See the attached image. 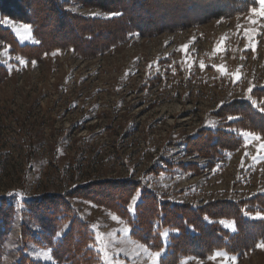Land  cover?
<instances>
[{"label": "rangeland", "instance_id": "obj_1", "mask_svg": "<svg viewBox=\"0 0 264 264\" xmlns=\"http://www.w3.org/2000/svg\"><path fill=\"white\" fill-rule=\"evenodd\" d=\"M251 1L259 11L260 0ZM73 9L83 16L104 15L80 6ZM252 19L258 23L252 25ZM3 24L21 44H35L29 25L9 19ZM247 30L258 33L255 52L245 37ZM219 44L223 49L217 52ZM0 62L10 71L0 84V198L16 206L3 264H16L22 255L54 264L50 249L22 237L25 223L37 232L24 215V201L44 194L65 195L90 182L125 180L141 182L165 200L185 205L264 194V153H257L264 136L255 141L241 132V148L214 166L188 156L183 145L204 129L222 127L226 122L215 113L234 100H247L250 85L264 87V18L253 16L252 10L156 37L135 36L92 59L63 50L41 62H27L0 40ZM221 65L228 75L216 71L214 66ZM237 73L241 79L234 81L231 74ZM257 103L264 107V100ZM178 164L205 168L187 172ZM71 203L91 224L99 264H151L152 251L131 238L116 214L90 201ZM236 258L237 264H264V249L258 246L245 258ZM184 264L224 261L191 258Z\"/></svg>", "mask_w": 264, "mask_h": 264}, {"label": "trees", "instance_id": "obj_2", "mask_svg": "<svg viewBox=\"0 0 264 264\" xmlns=\"http://www.w3.org/2000/svg\"><path fill=\"white\" fill-rule=\"evenodd\" d=\"M257 5L251 0H0V40L11 54L27 62H41L63 50L92 59L135 36L156 37L215 19H232ZM75 6L104 15L83 16L76 13ZM117 11L120 16L108 17V13ZM6 19L29 25L35 44H21L15 33L4 26ZM9 76L10 71L0 62V84ZM252 96L257 102L263 101L264 87L253 89ZM215 116L226 123L186 140L183 145L188 156L207 159L214 166L241 148V132L264 136V112L248 99L221 106ZM229 116L233 119L229 120ZM176 166L195 173L205 168L196 164ZM134 193L139 196L135 205ZM73 199L90 201L116 214L129 227L131 238L149 250L166 249L163 264H184L191 258L208 260L216 251L243 259L264 241V220L244 215L245 210L251 215L264 213V194L196 206L165 200L138 181H98L78 186L65 195L44 194L24 201V215L36 225L37 232L32 233L25 223L22 237L50 249L54 264L100 263L95 233L91 224L78 216ZM15 216L14 202L0 198V264ZM221 221H234L237 230L232 231ZM16 264L42 263L22 255Z\"/></svg>", "mask_w": 264, "mask_h": 264}, {"label": "snow or ice", "instance_id": "obj_3", "mask_svg": "<svg viewBox=\"0 0 264 264\" xmlns=\"http://www.w3.org/2000/svg\"><path fill=\"white\" fill-rule=\"evenodd\" d=\"M260 5H261V8L259 11H257L255 8L252 9V13H253V16H259L261 18H264V0H260ZM94 16L96 14H93ZM121 13L120 12H111V13H108V17L109 18H114V17H118L120 16ZM250 23L252 25H256L258 22L257 20L255 19H252L250 21ZM28 31L31 30L30 26L27 28ZM255 35H258V33H254L252 30H247L245 32V37L246 39L248 40L249 42V46L251 47L252 51L255 52ZM223 49V45L222 44H219L217 45V48H216V51L217 52H220L222 51ZM183 51L185 53L188 52V46L185 45L183 47ZM216 68V71L221 73V74H225V75H228L226 73V69L224 66H214ZM200 68L201 70H203L205 68V65L203 63H201L200 65ZM234 78V81H239L241 79V76L237 73V74H231ZM255 87V85H250L248 90H247V99L250 101V103L252 104L253 107L257 108L259 111L261 112H264V107H260V105L252 99V91H253V88ZM229 120L233 119V117L229 116L228 117ZM242 135L245 137V138H252V140H255V141H261V137L259 135H255L254 133L252 132H244L242 133ZM247 146V145H246ZM257 153H264V143H260L257 147ZM247 155V153H246ZM253 159H256V157H254ZM19 195V194H17ZM138 194L134 193L133 194V199H132V204L135 205L136 203V196ZM132 211H134V208L130 209ZM244 215L246 216H249V218L251 219H257V220H264V213H256L255 215H251L249 212H247L246 210L244 211ZM113 219H116V217H113ZM222 224H224L227 228H230L232 231H236L237 228H236V224L234 221L232 222H227V221H221ZM125 231H127V229H125ZM167 235V234H165ZM259 247H261L262 249H264V241H261L260 244H259ZM145 251L147 252V249H145ZM166 253V249H161V250H156V251H152V252H149L148 255L150 256L151 258V264H163L162 262V257L165 255ZM105 255H107L105 253ZM218 258H221L223 259L224 261V264H237V258L236 257H229L227 255V253L225 252H221V251H216L214 255L210 256L209 259H211L212 261H216Z\"/></svg>", "mask_w": 264, "mask_h": 264}]
</instances>
